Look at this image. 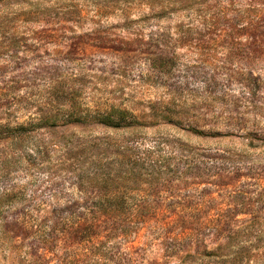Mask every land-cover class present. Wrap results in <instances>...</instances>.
<instances>
[{"label": "rangeland", "instance_id": "rangeland-1", "mask_svg": "<svg viewBox=\"0 0 264 264\" xmlns=\"http://www.w3.org/2000/svg\"><path fill=\"white\" fill-rule=\"evenodd\" d=\"M259 1L0 0V264H264Z\"/></svg>", "mask_w": 264, "mask_h": 264}, {"label": "trees", "instance_id": "trees-1", "mask_svg": "<svg viewBox=\"0 0 264 264\" xmlns=\"http://www.w3.org/2000/svg\"><path fill=\"white\" fill-rule=\"evenodd\" d=\"M256 7L257 8H254L253 14L256 17V19L258 18L259 21L251 25V32H252V36L258 38V40H256V42L254 43L257 44L259 42L263 44V45H256L254 51L256 53L263 54L264 43L261 40H259V38H264V1L257 2ZM156 49H158L157 51L159 52L157 59L168 60L170 58L169 52L164 51V49L163 50L160 49L158 46H156ZM149 55H156V54L155 52L154 53L150 52L148 53V56ZM163 118L164 120L166 118L168 122H172L171 116L163 117ZM63 122L66 124H71V123L86 124L89 122H95L97 124H101L107 127L120 129V128H133L136 126H141L143 121L139 120L135 115H133L128 110H120V109L112 108L108 111L96 112L93 115L83 116V115L68 114L65 115ZM190 132L196 135H204L202 131H198L195 128H191ZM150 166L151 165H149V167ZM94 207H96L97 211L102 213V215L104 216L114 211L113 205L111 203L103 202L101 199H99L94 203ZM238 223H240V221L231 218L208 220L205 223H197L199 229H196V231H204V233L207 236L214 237L212 243H215L220 239L223 240L224 244L219 243L217 249H225L231 241L235 240L236 237L242 233L241 229H243V227H238L237 225ZM232 248H236V246L234 245L232 246ZM212 253L213 252L209 253V255H213ZM239 260L242 261V259Z\"/></svg>", "mask_w": 264, "mask_h": 264}]
</instances>
